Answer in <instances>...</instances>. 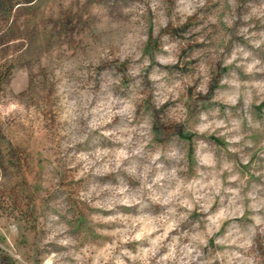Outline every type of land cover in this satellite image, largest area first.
Wrapping results in <instances>:
<instances>
[{"label":"clouds","instance_id":"1","mask_svg":"<svg viewBox=\"0 0 264 264\" xmlns=\"http://www.w3.org/2000/svg\"><path fill=\"white\" fill-rule=\"evenodd\" d=\"M11 3L0 264H264V0Z\"/></svg>","mask_w":264,"mask_h":264},{"label":"rangeland","instance_id":"2","mask_svg":"<svg viewBox=\"0 0 264 264\" xmlns=\"http://www.w3.org/2000/svg\"><path fill=\"white\" fill-rule=\"evenodd\" d=\"M0 11H2L4 17L11 18L14 15V13H13V5L11 3V0H0ZM21 11H28V10H21ZM15 15H16L17 18L19 17V13H16ZM65 27H67V25H65ZM3 79H4V76L0 75V80H3ZM23 83H24V81H23L22 78L17 81V84L20 85V86H22ZM256 111L258 113H260V114H264V106H262L261 108L257 109ZM254 138H256V137H254ZM27 167H28V170H29L30 174H35L37 177L39 176V173L36 172L35 168L32 166L31 163H28ZM22 182L26 186V181H22ZM37 191H39V187L38 186H37ZM77 225H78L77 231H79L80 228H82L84 226L83 214H81L80 220L77 221Z\"/></svg>","mask_w":264,"mask_h":264}]
</instances>
